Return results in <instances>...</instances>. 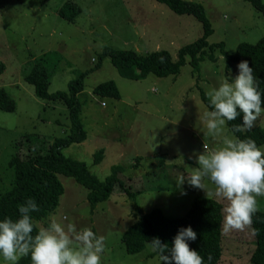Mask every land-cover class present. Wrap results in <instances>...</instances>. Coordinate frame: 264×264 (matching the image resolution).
<instances>
[{
    "label": "rangeland",
    "instance_id": "rangeland-1",
    "mask_svg": "<svg viewBox=\"0 0 264 264\" xmlns=\"http://www.w3.org/2000/svg\"><path fill=\"white\" fill-rule=\"evenodd\" d=\"M182 1L202 7L212 29L207 44H223L226 54H232L241 43L252 45L264 37V18L244 0ZM65 2L79 7L73 23L57 15ZM261 2L264 5V0ZM200 36L201 26L194 18L175 15L154 0H0V62L4 66L0 89L15 103L14 112H0V193L9 188L11 171L6 165L14 141L26 134L49 140L68 136L66 107L37 99L24 82L36 58L57 52L60 59L48 94L66 92L71 80L86 73L82 92L77 95L85 140L63 149L62 154L84 163L99 181L109 176L113 167H120L117 176L123 188L136 195L132 199L116 186L105 202L91 210L86 189L58 175L62 195L54 211L36 226H46L50 217L59 220L67 216L77 228L88 227L105 237L101 264H159L147 245L139 253L127 254L120 237L153 209H159L167 219H179L196 197L211 199L222 209L226 205L223 199L197 188L194 193L184 192L183 184L177 187L175 180L177 173L188 178L191 169L198 167L196 155L231 135L226 126L216 134L207 132L200 119L206 108L199 95L203 92L209 100L208 91L223 75L234 77L237 64L226 70L225 59L215 48V62L201 61L194 71L190 59L185 58L175 77L148 74L142 80H129L122 78L107 58L94 67L104 48L138 55L166 51L175 61L178 49ZM205 51L209 53L207 48ZM105 82L114 83L119 100L93 95V88ZM254 128L264 131V112L253 122ZM97 151H102L101 160L94 163ZM256 200V210L264 211V196ZM222 219L218 264H251L254 240L250 226L226 232L223 211Z\"/></svg>",
    "mask_w": 264,
    "mask_h": 264
},
{
    "label": "trees",
    "instance_id": "trees-1",
    "mask_svg": "<svg viewBox=\"0 0 264 264\" xmlns=\"http://www.w3.org/2000/svg\"><path fill=\"white\" fill-rule=\"evenodd\" d=\"M164 5L175 15H187L194 18L201 26V36L194 42L178 49L177 59L173 61L166 51H155L146 55H138L129 50H111L104 48L98 56L100 60L107 58L122 78L129 80H142L146 75L152 74L157 78L175 77L183 66L185 58L190 59V65L197 71L201 61L215 62L213 51L218 49L225 59V69L232 64H238L241 60L248 62L252 68L254 78L258 80V88L261 91L262 108H264V37L255 44H239L232 54H226L221 43L208 45L206 40L212 34L210 23L204 16V11L199 4L182 0H154ZM258 14L264 18V5L261 0H244ZM79 7L72 2H65L57 11L58 17L66 23H73L79 15ZM207 48L209 53H206ZM57 52H47L33 61L29 73L24 77V82L33 89V95L46 102H58L63 104L68 111V136L61 139L49 140L47 137L26 134L13 142V154L7 162V168L11 171L9 188L0 193V218L5 216L16 219L17 206L25 199L32 198L39 210L31 213L33 220L38 224L45 221L57 206L58 198L63 189L57 176L71 178L79 186L86 189V200L92 210L96 204L105 202L114 188L125 191L121 177L120 167H113L109 176L99 181L88 172L84 163L71 160L62 154V150L72 144H80L85 140L83 126L79 119L80 104L77 95L82 92V81L86 73H80L67 84L66 92L47 93V87L51 76L59 63ZM4 66L0 62V74ZM93 95L98 98H110L119 100L118 91L113 82H105L95 86ZM200 101L209 108V100L200 92ZM15 110L13 100L0 89V112L12 113ZM241 116L235 120L226 122V129L231 135L243 139L249 137L257 146L264 145V131L254 128L246 132H231L233 124H240ZM102 151H97L93 160L100 162ZM188 178L185 179L187 181ZM184 192L194 193L196 188L183 183ZM132 199L136 193L125 191ZM222 207L219 203L208 199L196 197L193 199L187 212L179 219H167L159 209H153L142 215L130 225L121 235L120 242L127 254H136L143 251L146 242L153 237L159 238L161 243H167L171 247V240L178 228L190 226L196 233V239L189 242V248L198 252L204 260V264H218L221 259ZM34 227L33 235L38 226ZM251 233L254 240L253 249L249 255L251 264H264V211L256 210L251 217ZM150 255L156 256L155 253ZM17 264H30L28 257H22Z\"/></svg>",
    "mask_w": 264,
    "mask_h": 264
},
{
    "label": "clouds",
    "instance_id": "clouds-1",
    "mask_svg": "<svg viewBox=\"0 0 264 264\" xmlns=\"http://www.w3.org/2000/svg\"><path fill=\"white\" fill-rule=\"evenodd\" d=\"M236 69L234 77L223 75L207 93L210 107L200 119L208 133L216 134L238 115L241 123L233 124L231 132L249 131L264 112L252 68L241 60ZM195 164L198 167L191 169L187 181L177 173L176 186L187 183L226 201L222 209L226 232L250 225L256 197L264 196V149L249 137L225 135L219 144L196 155ZM38 210L36 202L27 198L17 206L16 219L0 218V264H17L22 257H28L30 264H101L104 236L88 227L77 228L67 216L59 220L50 217L47 225L38 227L33 235L36 222L31 213ZM195 239L196 233L187 226L177 229L171 247L156 237L146 244L159 264H204L198 252L189 248V242Z\"/></svg>",
    "mask_w": 264,
    "mask_h": 264
},
{
    "label": "built area",
    "instance_id": "built-area-1",
    "mask_svg": "<svg viewBox=\"0 0 264 264\" xmlns=\"http://www.w3.org/2000/svg\"><path fill=\"white\" fill-rule=\"evenodd\" d=\"M102 106H103V104H102Z\"/></svg>",
    "mask_w": 264,
    "mask_h": 264
}]
</instances>
